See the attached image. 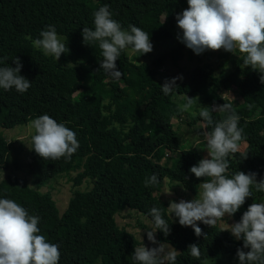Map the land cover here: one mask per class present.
Here are the masks:
<instances>
[{"label":"trees","instance_id":"1","mask_svg":"<svg viewBox=\"0 0 264 264\" xmlns=\"http://www.w3.org/2000/svg\"><path fill=\"white\" fill-rule=\"evenodd\" d=\"M104 5L123 30L137 26L149 34L151 43L171 38L178 27L177 13L188 7L187 0H0V66L14 67L11 60L18 56L23 65L20 74L31 81L25 93L0 88V127L13 128L43 114L63 123L76 133L79 148L71 158L55 161L44 160L31 149L27 167L33 182L43 186L56 175L79 168L73 185L91 182L88 189L73 191L62 214L49 193L30 187L23 178L1 180L0 198L12 199L41 218L40 234L59 245V264H136L137 241L115 220L122 206L143 213L151 223L150 209H162L171 231L165 236L157 229L156 237L179 251L177 264H203L222 253L236 254L237 248L248 251L242 239L220 231L216 224L210 227L198 221L206 235L196 236L192 227L173 222L167 205L156 196L166 176L193 194L207 179L189 171L202 158L198 149L180 148L179 136L170 132L172 119L186 112L181 110L178 91L164 95L157 79L166 59L177 63L193 51L179 39L149 63L122 51L115 62L122 75L114 79L100 68L99 43L86 45L81 34L84 27L94 30V12ZM48 25L68 38L63 42L69 52L58 61L28 39L38 38ZM243 58L240 52L230 58L233 69L227 72L222 66L218 75L208 63L197 64L189 82L197 87L202 107L232 104L222 97L224 91L233 90L242 99L240 106H232L240 117L239 127L246 129L248 144L229 157V175L255 172L259 181L264 177V83L258 71L244 66ZM199 110L190 114L188 125L202 124L204 131H211L212 126L204 128ZM211 114L215 122L227 115ZM11 151V143L0 134V169L8 166ZM170 151L176 154L166 163L165 153ZM154 173L159 182L145 186ZM251 203H264V192L253 187L252 197L232 217L238 222ZM193 243L200 249L199 259L190 254L188 246Z\"/></svg>","mask_w":264,"mask_h":264},{"label":"clouds","instance_id":"2","mask_svg":"<svg viewBox=\"0 0 264 264\" xmlns=\"http://www.w3.org/2000/svg\"><path fill=\"white\" fill-rule=\"evenodd\" d=\"M187 5L176 15L177 26L182 31V36H177L180 42L195 54L220 49L236 54L238 50L243 54L244 66L258 71L264 83V0H187ZM94 26V30L82 28L83 43L89 46L99 43L100 56L103 57L100 68L114 79L122 75L115 63L122 51L130 50L129 56L152 51L149 34L134 25H129L130 31L123 30L121 24L113 19L108 5L94 12ZM28 39L32 40L33 47L42 49L45 55H52L56 61L61 54L69 52L63 42L68 38L59 36L53 25L42 30L38 38ZM11 61L14 67L0 66V88L5 91L14 88L25 93L31 87V81L20 74L23 66L20 58L15 56ZM178 78L165 80L161 85L164 95L174 92ZM193 105L194 100L188 97L180 107L187 111ZM213 111L227 115L215 122ZM199 116L204 121V128L212 126V130L204 133L207 156L191 166L189 171L197 178L207 179L200 184L199 198L180 199L179 202L170 200L168 214L174 215L181 226L192 227L196 236L206 235L197 225L198 221L210 227L217 221H223L225 226L220 231L227 230L236 240L242 239L243 248L249 249L237 248L239 264H264V203H251L238 222H225V216L231 217L246 198L252 197L253 187L264 192V177L257 181L255 172L238 171L229 175V157L239 150L243 139L240 117L232 104L226 103L211 108L201 107ZM30 127L34 130L30 148L44 160L69 159L79 148L76 133L47 114L35 118ZM158 182L154 173L145 180V186ZM165 193L170 195V189ZM150 215L152 223L146 233L147 239L157 246L146 247L142 242L134 249L133 260L136 264H177L179 251L157 241L154 235L157 229L165 236L171 231L169 222L162 216V209L152 207ZM40 219L37 215H30L14 200L0 198V264H59V245L40 234ZM188 247L191 256L199 259L198 245L193 243Z\"/></svg>","mask_w":264,"mask_h":264},{"label":"rangeland","instance_id":"3","mask_svg":"<svg viewBox=\"0 0 264 264\" xmlns=\"http://www.w3.org/2000/svg\"><path fill=\"white\" fill-rule=\"evenodd\" d=\"M184 9L186 8H182L181 12ZM180 32L181 30L177 27L171 38L151 43L153 46L152 51L147 54H140L138 58L149 63L159 55L165 54L172 46H175L178 40L177 36L178 34H180ZM129 51L130 50L127 51L128 55ZM209 54H212V56L210 57ZM238 54V50L236 54H234L223 49L215 51L205 50L201 54H195L194 52L189 54L186 52L184 58L181 61L173 63L170 59H166L159 69L157 79L162 84L166 79L179 77L178 79H176L175 83L178 85L176 89L178 91V101L181 106L186 103L188 97H192V99L194 100V108L192 107L184 112L181 118L172 119L170 132L172 135L179 136L180 148L196 147L200 152L202 158L207 156V150L205 149L204 143L205 131L203 129V125L196 124L195 126H189L187 123L190 119V114L195 112L198 108L200 109L202 107L201 103L197 99V87L189 82V75L193 67L197 64L203 65L205 63H208L213 68L214 75H218L222 66H224L223 69H225L227 72L233 69V67L231 68L229 59ZM222 97L235 106H240V103L242 102V99L233 90L224 91ZM163 106L164 105H162V107ZM214 106L218 105L215 104ZM34 119L35 117L31 116L26 123L14 126L13 128L0 127L1 136L4 137L8 142H10L12 147L9 159L10 162L8 163V166L5 169H0V181L4 180L6 176L25 179L30 187L37 189L42 193H49L56 203L59 214H62L67 208L69 198L71 197L73 191H82L84 189H88L91 186V182L89 180H84L79 186L73 185V178L79 171L82 170L81 168L73 170L71 172L68 171L69 173H60L56 175L52 180L45 183L43 186H38L33 182V176L28 170L27 163L30 158V147L32 135L34 134V130L30 127V125ZM245 132L246 129L243 130V139L239 144V150L244 149L248 144V137ZM175 154V151L165 153V156L168 158L164 159L166 163H169L171 161V158ZM173 179L174 178L172 176H166L163 180V184L156 193L157 199L166 204L167 207L170 200L179 202L180 199L191 200L193 198H199L201 183L198 186L197 192L193 194L190 191H187L183 186H181V184L177 180L174 179L173 181ZM169 189L171 192L170 195L168 193H165ZM118 211V214L115 213V220L120 228L125 229L134 236L137 241L136 247L141 246L142 242L146 247L157 246L149 242L147 239L146 233L148 230H150L149 226L151 222L143 213L135 209H131L127 206H122ZM170 217L173 222L178 223V220L174 215ZM225 222L228 224H232L234 222H237V220L232 216H225ZM216 225L219 228L225 226L223 221H217ZM227 232L232 236L229 231ZM154 235L156 236V232L154 233ZM168 245L171 246L170 244ZM203 264H239V261L236 254L234 253H222L216 257L206 259Z\"/></svg>","mask_w":264,"mask_h":264}]
</instances>
